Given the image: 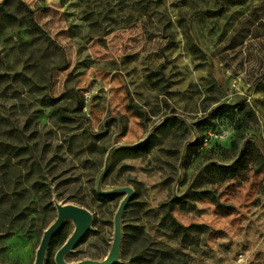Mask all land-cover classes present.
Segmentation results:
<instances>
[{"label":"rangeland","instance_id":"obj_1","mask_svg":"<svg viewBox=\"0 0 264 264\" xmlns=\"http://www.w3.org/2000/svg\"><path fill=\"white\" fill-rule=\"evenodd\" d=\"M3 3L0 264H35L58 205L93 216L67 262L108 260L121 210L114 264H264V0Z\"/></svg>","mask_w":264,"mask_h":264},{"label":"water","instance_id":"obj_2","mask_svg":"<svg viewBox=\"0 0 264 264\" xmlns=\"http://www.w3.org/2000/svg\"><path fill=\"white\" fill-rule=\"evenodd\" d=\"M129 192L131 196L132 191ZM129 199L130 198L126 200L123 207L126 205L127 202H129ZM57 210H58L57 219L44 232V235L42 237L37 252L35 264H45L47 253L53 238L62 230L66 221L68 220H72L76 224V230L69 237L66 243L58 250L55 257L56 264H114L115 263L118 255L117 244L120 237L119 220H120L121 210L119 211L116 217L117 243L114 249V253L105 262H97L93 260H87L81 262H67L65 260L66 255L72 252L73 250H75V248L79 245V243L82 241L84 236L90 230L93 222V216L91 212L88 211L87 209L73 205H58Z\"/></svg>","mask_w":264,"mask_h":264},{"label":"trees","instance_id":"obj_3","mask_svg":"<svg viewBox=\"0 0 264 264\" xmlns=\"http://www.w3.org/2000/svg\"><path fill=\"white\" fill-rule=\"evenodd\" d=\"M41 1H44V0H41ZM5 3H7V0H4V3L1 6H3ZM26 9H27V16H28V20H29V23H30V27L32 29L36 30V31H39L42 34H45V32L41 29V27L35 21V18H34L35 11L32 10L31 8H29L28 6H26ZM128 96H129V99H130L129 108L130 109H134L135 112L139 114L140 112H139L138 108L132 104V99L130 97V94H128ZM149 149H150V144L148 142H145V143L140 144V145H138L136 147L125 149V153H127V155H129L130 157H137L140 154H143V153L147 152ZM239 165H240V162L237 161L232 166H226V167L221 168L220 171H221V173H222V175L224 177L228 176L230 178H233V177L238 176L239 173H240ZM201 194H203V195H211V192L204 191V192H201ZM99 198L103 199V200H109L110 199V197H105V196H100V195H99ZM211 199L216 203V205L218 207H220V208L226 207L224 204L220 203L215 197H212ZM180 202H181L180 199H173L171 202L166 204V207H167L166 215H167V217L170 219V221L173 222L174 225H176L178 227H182V226L174 219V217L172 215V211H173L174 205L175 204H179ZM61 232H59L53 238V240H52V242L50 244V248H49V255L50 256L52 255V250L55 247V245L57 243V239L60 236ZM68 239H69V236H66V237H64V238H62L60 240V242L58 244V246H59L58 250L66 243V241Z\"/></svg>","mask_w":264,"mask_h":264}]
</instances>
